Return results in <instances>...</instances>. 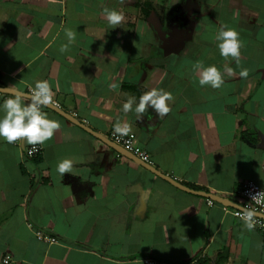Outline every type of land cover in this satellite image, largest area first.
<instances>
[{"label": "crops", "instance_id": "0c3cea01", "mask_svg": "<svg viewBox=\"0 0 264 264\" xmlns=\"http://www.w3.org/2000/svg\"><path fill=\"white\" fill-rule=\"evenodd\" d=\"M104 8L125 20L113 29ZM221 26L239 33V64L219 53ZM65 29L76 37L61 52ZM197 63L234 72L221 89L202 87ZM38 80L104 137L118 120L129 123L149 163L191 189L241 206L244 184L264 190V0H0V87L28 93ZM153 88L173 96L166 116L122 112L129 96L138 102ZM42 111L61 127L41 157L0 138V264L7 256L9 264H264V231H248L235 208L175 187ZM65 158L73 170L62 176Z\"/></svg>", "mask_w": 264, "mask_h": 264}, {"label": "clouds", "instance_id": "9594fccd", "mask_svg": "<svg viewBox=\"0 0 264 264\" xmlns=\"http://www.w3.org/2000/svg\"><path fill=\"white\" fill-rule=\"evenodd\" d=\"M126 0H122L125 3ZM103 16L107 23L114 28L120 26L125 20L122 12L114 9H103ZM67 43L61 45L60 51L64 52L69 45L74 43L76 33L71 29H65ZM218 42L217 47L219 53L225 59L231 57L237 64L240 62L242 42L239 39V33L233 28L221 26L215 37ZM11 47V43L8 44ZM194 71L198 76L200 86H211L214 89H221L225 84V74L231 76L234 69L225 65L223 71L218 69L216 65L204 66L202 63L195 65ZM249 72L242 69L239 72L241 78H247ZM113 84L111 87L115 88ZM0 95H6L7 98L0 104V138L9 144L19 142L22 149H26L28 145L33 148L29 150V155L35 151V146L43 145L45 142L53 138L54 134L61 125L58 120L50 119L48 114L42 111L44 106H54V95L49 82L47 80H38L35 82L29 93L13 91V86L0 88ZM28 103H25V100ZM173 96L164 89L153 88L143 93L137 102L136 97L129 96L122 104V112L127 114L134 112L137 121L142 120L144 113L150 108L155 111L159 118L166 116L170 111V103ZM114 134L127 136L131 132V125L127 122L117 121L113 126ZM73 160L65 158L57 164V171L64 176L65 173H72ZM261 197H264V191L253 194L251 199L253 202L259 203ZM237 215L244 222V227L248 231H253L257 225L259 218L264 217V211H261L250 204L241 207L235 204Z\"/></svg>", "mask_w": 264, "mask_h": 264}, {"label": "built area", "instance_id": "2783aa9c", "mask_svg": "<svg viewBox=\"0 0 264 264\" xmlns=\"http://www.w3.org/2000/svg\"><path fill=\"white\" fill-rule=\"evenodd\" d=\"M55 105H56V103H55ZM109 139L111 141H113L114 143L120 145L124 149L128 150L129 152L133 153L135 156H137L143 162L149 163V156L146 153L140 152L135 148L134 139H133V136L131 135V133H129L127 136H120L119 134H114V132L112 130L111 134L109 136ZM15 144L20 146L19 142L15 143ZM32 148H33V146L30 145V146H27L26 149H22L26 158L37 159V158L42 156L43 147L41 145L35 146V151H33L31 155H29V150H31ZM262 191H264V190L257 183H255L253 181H249L246 184H244L243 188L240 191V195L244 200L242 207L250 204L252 207H255L261 211H264V197H261L259 203L253 202L251 199L253 194H256V193H259ZM225 209H227V208H225ZM232 213H233L234 217L241 220L240 216L236 214L237 209H234ZM255 229H259V230L264 231V218H262V217L259 218ZM36 237L40 241H45L49 244L58 243L57 239L48 237L44 233H42L41 231H36ZM4 263L9 264L10 263V257L7 256L4 260ZM147 263L148 264H163V263H160L157 261H152V260H147ZM188 264H195V263H188Z\"/></svg>", "mask_w": 264, "mask_h": 264}, {"label": "water", "instance_id": "95a60500", "mask_svg": "<svg viewBox=\"0 0 264 264\" xmlns=\"http://www.w3.org/2000/svg\"><path fill=\"white\" fill-rule=\"evenodd\" d=\"M0 88H2V87H0ZM13 91L15 92L17 90L13 89ZM45 107L56 111L57 113L63 115L67 119H69L70 121H72V122L76 123L77 125L81 126L86 131H88L90 134H92L95 137H97L98 139L102 140L104 143H106L108 146H110L112 149H114L115 151H117L121 155H123V156H125V157H127V158H129V159H131V160H133V161H135L137 163H139L140 165H142L146 169L150 170L151 172L155 173L156 175L160 176L161 178L165 179L166 181H168L169 183H171L175 187H178L179 189L184 190L186 192H189V193H192V194H195V195H199V196L205 197V198L210 199V200H212L214 202L220 203V204H222V205H224L226 207H232V208L237 209L235 207V204L236 203L232 202L228 198H224V197H221V196L216 195V194H213V193H207L205 191H197V190L191 189V188L183 185L182 183L178 182L174 178H172V177H170L168 175H165V174L161 173L155 167H153L150 163L143 162L141 159H139L133 153H131L128 150L124 149L120 145L114 143L109 138L104 137L103 135H100V134L94 132L93 130H91L90 128L86 127L85 125H83L82 123H80L79 121H77L75 118L71 117L70 115H68L67 113H65L64 111H62L57 105H54V106H45ZM262 218H264V217H262Z\"/></svg>", "mask_w": 264, "mask_h": 264}]
</instances>
